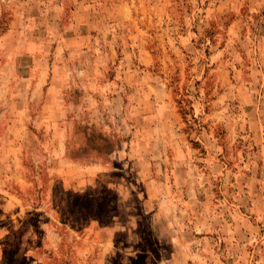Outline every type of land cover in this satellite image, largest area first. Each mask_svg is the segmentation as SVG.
Returning a JSON list of instances; mask_svg holds the SVG:
<instances>
[{"label": "rangeland", "instance_id": "obj_1", "mask_svg": "<svg viewBox=\"0 0 264 264\" xmlns=\"http://www.w3.org/2000/svg\"><path fill=\"white\" fill-rule=\"evenodd\" d=\"M47 2L0 0V264H264V0Z\"/></svg>", "mask_w": 264, "mask_h": 264}, {"label": "crops", "instance_id": "obj_2", "mask_svg": "<svg viewBox=\"0 0 264 264\" xmlns=\"http://www.w3.org/2000/svg\"><path fill=\"white\" fill-rule=\"evenodd\" d=\"M47 1L49 0H34L33 5H30L28 9L30 11L26 12L24 16H21V19L24 22H29V20H38L40 23L44 22L45 25H50L52 22L54 23L56 20V23L60 24V17L62 10H60V6L57 3L49 4ZM27 5V3H26ZM26 7V6H25ZM28 7V6H27ZM26 7V8H27ZM29 14V15H28ZM60 15V17H59ZM26 19V20H25ZM59 19V20H58ZM58 21V22H57ZM77 36H75L74 40ZM76 40V39H75ZM77 40H82V38H77ZM42 76H37L34 81L31 83L32 86H34V90H37L38 87L43 84L42 82Z\"/></svg>", "mask_w": 264, "mask_h": 264}]
</instances>
